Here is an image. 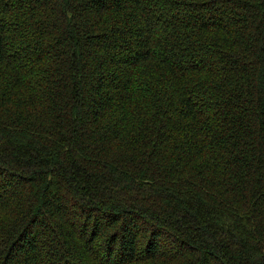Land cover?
<instances>
[{
    "label": "trees",
    "instance_id": "1",
    "mask_svg": "<svg viewBox=\"0 0 264 264\" xmlns=\"http://www.w3.org/2000/svg\"><path fill=\"white\" fill-rule=\"evenodd\" d=\"M0 264H264V0H0Z\"/></svg>",
    "mask_w": 264,
    "mask_h": 264
}]
</instances>
